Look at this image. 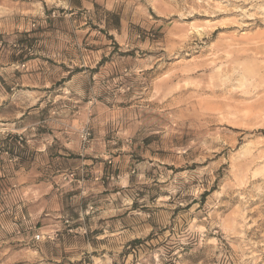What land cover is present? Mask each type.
Instances as JSON below:
<instances>
[{
	"label": "rangeland",
	"instance_id": "obj_1",
	"mask_svg": "<svg viewBox=\"0 0 264 264\" xmlns=\"http://www.w3.org/2000/svg\"><path fill=\"white\" fill-rule=\"evenodd\" d=\"M0 264H264V0H0Z\"/></svg>",
	"mask_w": 264,
	"mask_h": 264
},
{
	"label": "crops",
	"instance_id": "obj_2",
	"mask_svg": "<svg viewBox=\"0 0 264 264\" xmlns=\"http://www.w3.org/2000/svg\"><path fill=\"white\" fill-rule=\"evenodd\" d=\"M95 1L98 2V0H95ZM101 1L105 2V5L108 4V2H109V0H101ZM79 137H80V135H79ZM63 144H62L63 147H62L61 150H64L65 152H67V150H70V151L75 150V151H77V153L79 154L81 159H83L82 162H87L88 161L87 159H84L83 154L85 152H87L89 148L88 147H86V148L83 147V141L80 138H76L74 141L65 142ZM46 148H47V146L44 145L43 149L45 150ZM61 154L64 155V154H68V153H61Z\"/></svg>",
	"mask_w": 264,
	"mask_h": 264
},
{
	"label": "trees",
	"instance_id": "obj_3",
	"mask_svg": "<svg viewBox=\"0 0 264 264\" xmlns=\"http://www.w3.org/2000/svg\"><path fill=\"white\" fill-rule=\"evenodd\" d=\"M77 5H78V7H80V4L79 3ZM115 28H118V20L117 19H116V22H115ZM11 137L12 138H15V136H13V135H11Z\"/></svg>",
	"mask_w": 264,
	"mask_h": 264
},
{
	"label": "built area",
	"instance_id": "obj_4",
	"mask_svg": "<svg viewBox=\"0 0 264 264\" xmlns=\"http://www.w3.org/2000/svg\"><path fill=\"white\" fill-rule=\"evenodd\" d=\"M34 25V24H32ZM88 133L86 132L85 134L82 135L83 139H85L87 137Z\"/></svg>",
	"mask_w": 264,
	"mask_h": 264
}]
</instances>
